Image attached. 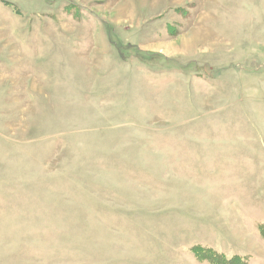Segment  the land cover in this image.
I'll return each instance as SVG.
<instances>
[{
    "label": "rangeland",
    "instance_id": "rangeland-1",
    "mask_svg": "<svg viewBox=\"0 0 264 264\" xmlns=\"http://www.w3.org/2000/svg\"><path fill=\"white\" fill-rule=\"evenodd\" d=\"M208 249L264 264V0H0V264Z\"/></svg>",
    "mask_w": 264,
    "mask_h": 264
},
{
    "label": "trees",
    "instance_id": "trees-1",
    "mask_svg": "<svg viewBox=\"0 0 264 264\" xmlns=\"http://www.w3.org/2000/svg\"><path fill=\"white\" fill-rule=\"evenodd\" d=\"M207 254V258L213 264H229L232 262V259H226L223 255L215 253L210 249L203 250V254Z\"/></svg>",
    "mask_w": 264,
    "mask_h": 264
},
{
    "label": "crops",
    "instance_id": "crops-1",
    "mask_svg": "<svg viewBox=\"0 0 264 264\" xmlns=\"http://www.w3.org/2000/svg\"><path fill=\"white\" fill-rule=\"evenodd\" d=\"M17 5H18L19 8H21L22 13H23V12H26V11L24 10V8H22L21 5H20L19 3H17ZM147 7H154V6H150V5H148Z\"/></svg>",
    "mask_w": 264,
    "mask_h": 264
},
{
    "label": "bare ground",
    "instance_id": "bare-ground-1",
    "mask_svg": "<svg viewBox=\"0 0 264 264\" xmlns=\"http://www.w3.org/2000/svg\"><path fill=\"white\" fill-rule=\"evenodd\" d=\"M188 44V43H187Z\"/></svg>",
    "mask_w": 264,
    "mask_h": 264
}]
</instances>
